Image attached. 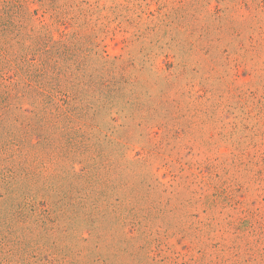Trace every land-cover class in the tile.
<instances>
[{"label": "rangeland", "instance_id": "1", "mask_svg": "<svg viewBox=\"0 0 264 264\" xmlns=\"http://www.w3.org/2000/svg\"><path fill=\"white\" fill-rule=\"evenodd\" d=\"M0 264H264V0H0Z\"/></svg>", "mask_w": 264, "mask_h": 264}]
</instances>
